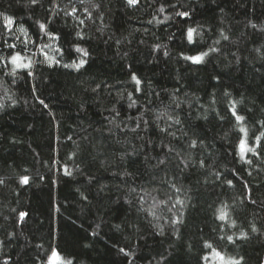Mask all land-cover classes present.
<instances>
[{"label":"trees","instance_id":"obj_1","mask_svg":"<svg viewBox=\"0 0 264 264\" xmlns=\"http://www.w3.org/2000/svg\"><path fill=\"white\" fill-rule=\"evenodd\" d=\"M262 124L264 0H0V264H264Z\"/></svg>","mask_w":264,"mask_h":264},{"label":"snow or ice","instance_id":"obj_2","mask_svg":"<svg viewBox=\"0 0 264 264\" xmlns=\"http://www.w3.org/2000/svg\"><path fill=\"white\" fill-rule=\"evenodd\" d=\"M31 4L32 5H36L38 3V0H30ZM79 2L81 4L85 3V0H79ZM127 4L129 6H136L138 3H139V0H126ZM93 8L94 9H99V5L97 4H94L93 5ZM160 12H163L164 9L163 8H160L159 9ZM77 13V8L75 6H73L71 8V11L67 12L66 15H70V16H75ZM177 15L181 16V17H187L188 16V13L187 12H179L177 13ZM85 17L86 19H92V15H91V12H89L87 9H85ZM4 19L7 21V23L4 25V27L10 32L11 31V28L9 27L10 25H13L14 21L9 18V17H4ZM85 23V20L84 19H80L79 20V24L80 25H84ZM253 27L255 28L256 26L253 25ZM39 28L45 32L46 35H49V38L50 39H58L57 36H55L54 34H49L47 33L46 31V27L44 24H40L39 25ZM21 31H24V29H21ZM194 29H191L189 28L188 31H187V38L189 40V42H193V33H194ZM77 35H79V33H77ZM223 35V34H222ZM83 38V37H81ZM225 40L228 39L227 36H224L223 37ZM5 43H7L5 41ZM8 47L9 48H12L14 49L16 47V45L13 43V44H8ZM77 52H81L82 50L77 48L76 49ZM211 51H216V49H211ZM84 55H87L86 52L83 53ZM209 55V52H200L196 55H193V56H186L184 57V59L186 60H190L192 63H195V64H199V63H202L204 57L208 56ZM27 60L26 57L22 56L20 53L18 52H13V53H10V60L9 62L17 69H20V68H30L31 67V61L29 60L27 63H25L24 61ZM84 61L82 60L81 61V64H83ZM30 74V73H29ZM132 80L135 82V84L137 85V88H136V91H140L139 89V85L141 84V80L139 78H137L135 75L132 76ZM129 99H131V94H129ZM41 103H43V101H41ZM135 103V101H133V104ZM131 106V105H130ZM177 107H179V104H177ZM231 113H232V116L235 118L236 122L238 124H242L243 120H244V117L239 115L234 108L230 109ZM116 115L118 116L119 113H116ZM169 119H173L171 116L168 117ZM144 124H147L148 122L147 121H143ZM173 123L174 124H179L180 123V120L179 119H174L173 120ZM262 126H264V124H262ZM117 127H119V125H117ZM141 128V124L140 123H137L136 124V127L132 129V131H136L137 129H140ZM157 129L159 131V133L162 135V136H171L173 137L174 139H177L176 137V133L173 132V131H170L171 129V125H168L167 128L165 127H160L159 125H157ZM143 130V129H142ZM241 132H245V135H246V130L241 127L240 129ZM184 135L186 136L187 133H184ZM257 140H259V138H257ZM198 146L197 144V140L195 139H190L188 141V147L190 148H196ZM238 147V150H239V153L241 155V158H244L245 154L247 152H252L253 154H256L255 153V150L254 148H251V147H248L247 143H246V140L245 139H240L239 141V144L237 145ZM163 148H167V152L164 153V158L161 159L159 156L156 157L157 159V165L156 167H159L161 165H164L167 163L168 161V158H169V154L175 152L177 156H179V152L176 151L175 147L171 146V141H169V143L167 145H162V150ZM200 165L201 167L204 166V161H201L200 162ZM187 166V165H185ZM3 181H0V183H2ZM22 183L24 184H27L28 183V178L27 177H23L22 178ZM231 181H228V184L231 186ZM133 191H135V189H133ZM177 191H179V189H177ZM142 199V197H141ZM177 204H182L183 202L180 201V200H177L176 201ZM175 206V205H173ZM220 215L217 217V219H219L220 221H226V218H227V213L223 211V209L220 210ZM23 215H25L24 213H21V218L23 217ZM150 215H153L155 216V212L154 211H151L150 212ZM174 223H179L178 220L174 221ZM232 226H235V222L233 221L232 223ZM252 231L255 232L256 229L255 227L252 228ZM243 236V234H242ZM238 238H241V237H238ZM221 239H224V237H221ZM228 241L230 243H233V238L232 236H228L227 237ZM205 247L208 248V249H212V245L211 244H205ZM121 251H123V249H121ZM213 254L219 258V260L222 262V264H241V261L240 260H235V259H231L229 261H225V258L223 257V255H221L220 252L216 251L213 249ZM203 259L205 260H208L209 257L208 256H205L203 257ZM41 264H72V261H65L64 258L62 257V255L60 254V252L58 251V249H55V248H52L50 249L44 256V259L41 261Z\"/></svg>","mask_w":264,"mask_h":264}]
</instances>
